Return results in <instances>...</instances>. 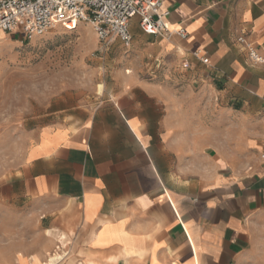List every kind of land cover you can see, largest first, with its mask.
Segmentation results:
<instances>
[{"label": "crops", "instance_id": "obj_1", "mask_svg": "<svg viewBox=\"0 0 264 264\" xmlns=\"http://www.w3.org/2000/svg\"><path fill=\"white\" fill-rule=\"evenodd\" d=\"M161 9L185 38L133 19L99 102L27 129L20 164L0 173V205H24L27 226L12 238L4 223L0 264H41L58 237L61 264H250L264 219V63L246 44L264 58V0ZM36 215L49 232L39 245Z\"/></svg>", "mask_w": 264, "mask_h": 264}, {"label": "rangeland", "instance_id": "obj_2", "mask_svg": "<svg viewBox=\"0 0 264 264\" xmlns=\"http://www.w3.org/2000/svg\"><path fill=\"white\" fill-rule=\"evenodd\" d=\"M0 35V173L9 174L7 171L22 160L26 131L33 122L52 119L50 113L59 109L71 113L79 107L93 108L104 94V81L108 82L116 67L115 59L128 47L122 42L105 47L90 23H81L74 30L57 25L29 40L15 34ZM99 84L103 85L100 94ZM26 211L22 204L13 210L8 204L0 205V236L8 222L12 238L17 234L22 238ZM32 227L35 244L46 241L49 232H43L37 215ZM55 234L51 237L57 238ZM58 240L41 264L51 255H63ZM56 264H61L60 260ZM250 264H264V219L254 230Z\"/></svg>", "mask_w": 264, "mask_h": 264}, {"label": "built area", "instance_id": "obj_3", "mask_svg": "<svg viewBox=\"0 0 264 264\" xmlns=\"http://www.w3.org/2000/svg\"><path fill=\"white\" fill-rule=\"evenodd\" d=\"M168 14L167 10L161 9V0H0V34H15L29 40L57 25L74 30L81 23H90L105 47L116 39L128 47L132 41L130 24L136 18L141 30L146 33L161 36L176 34L185 38L187 32L184 28L172 30L166 26L165 17ZM238 41L244 43L242 37ZM246 48L252 63H264V58L253 46L246 44ZM192 55L202 63L208 61L198 51L192 52ZM188 66L189 63L184 60L182 67ZM260 159L264 161V129Z\"/></svg>", "mask_w": 264, "mask_h": 264}, {"label": "bare ground", "instance_id": "obj_4", "mask_svg": "<svg viewBox=\"0 0 264 264\" xmlns=\"http://www.w3.org/2000/svg\"><path fill=\"white\" fill-rule=\"evenodd\" d=\"M102 91H103V85L102 84H99L97 86V93L100 94ZM59 258L60 257L58 255L50 256L49 260L45 264H56V262L58 261Z\"/></svg>", "mask_w": 264, "mask_h": 264}]
</instances>
